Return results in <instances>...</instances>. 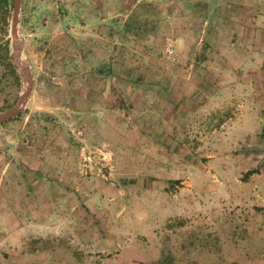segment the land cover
I'll use <instances>...</instances> for the list:
<instances>
[{"label": "rangeland", "instance_id": "rangeland-1", "mask_svg": "<svg viewBox=\"0 0 264 264\" xmlns=\"http://www.w3.org/2000/svg\"><path fill=\"white\" fill-rule=\"evenodd\" d=\"M17 32L0 264H264V0H22Z\"/></svg>", "mask_w": 264, "mask_h": 264}, {"label": "water", "instance_id": "water-1", "mask_svg": "<svg viewBox=\"0 0 264 264\" xmlns=\"http://www.w3.org/2000/svg\"><path fill=\"white\" fill-rule=\"evenodd\" d=\"M22 0H12V13L10 18V33L13 40V53H12V60L17 67L19 73L24 77L27 85L23 92L20 94L19 99L14 104L12 108L7 111L0 112V123L3 121H7L11 118L18 116L21 111L25 108L29 96L31 94L33 88V77L30 71L29 66L23 62L21 58V51H22V39L18 36L17 26L19 22V13L21 7Z\"/></svg>", "mask_w": 264, "mask_h": 264}, {"label": "crops", "instance_id": "crops-1", "mask_svg": "<svg viewBox=\"0 0 264 264\" xmlns=\"http://www.w3.org/2000/svg\"><path fill=\"white\" fill-rule=\"evenodd\" d=\"M215 178H216V180L214 181V183H212V186L217 187V188H224L225 187V184H224L225 181L222 178V173H218V175H216ZM259 179L264 181V171H262V169H261V172H259L257 174H254V173L251 174L247 181L242 182L241 187L245 188V189L250 188V183H253L254 181L259 180ZM256 194L258 195V191H256ZM90 212L93 213V211H90ZM93 226H95L94 221L93 222L91 221L89 224V229L91 230L93 228ZM96 229L97 228H93V230H96ZM89 236H93V235H89ZM97 242H99V239L97 240ZM51 255H52V251H48V252L45 251L44 257H45V259H47Z\"/></svg>", "mask_w": 264, "mask_h": 264}, {"label": "trees", "instance_id": "trees-1", "mask_svg": "<svg viewBox=\"0 0 264 264\" xmlns=\"http://www.w3.org/2000/svg\"><path fill=\"white\" fill-rule=\"evenodd\" d=\"M11 11H12V2H10L9 0H0V13H1V16H2V22L5 25H7L9 23V17H10ZM5 50L8 53V51H9L8 44L5 45ZM10 66H11V64H10ZM11 71L15 75L16 79L18 80V76L16 75L14 67H11ZM14 118H16V117H14ZM14 118H11L9 120H12ZM9 120H7V121H9ZM256 172H258L257 169H251V170L246 171L244 173V176H245V178H247L248 176H250L251 174L256 173Z\"/></svg>", "mask_w": 264, "mask_h": 264}, {"label": "built area", "instance_id": "built-area-1", "mask_svg": "<svg viewBox=\"0 0 264 264\" xmlns=\"http://www.w3.org/2000/svg\"><path fill=\"white\" fill-rule=\"evenodd\" d=\"M166 41H167V47H166L165 51L168 55H170L174 52V49H173L172 44L170 43L171 39L169 37H166Z\"/></svg>", "mask_w": 264, "mask_h": 264}]
</instances>
